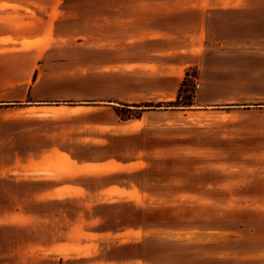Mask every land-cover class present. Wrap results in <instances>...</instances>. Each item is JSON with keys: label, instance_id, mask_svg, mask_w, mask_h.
<instances>
[{"label": "rangeland", "instance_id": "obj_1", "mask_svg": "<svg viewBox=\"0 0 264 264\" xmlns=\"http://www.w3.org/2000/svg\"><path fill=\"white\" fill-rule=\"evenodd\" d=\"M113 8L0 0V207L34 212L7 237L71 257L1 264H264V9L164 59Z\"/></svg>", "mask_w": 264, "mask_h": 264}, {"label": "crops", "instance_id": "obj_2", "mask_svg": "<svg viewBox=\"0 0 264 264\" xmlns=\"http://www.w3.org/2000/svg\"><path fill=\"white\" fill-rule=\"evenodd\" d=\"M96 1H101L103 3L111 2L115 4L117 8L112 9V15H116L117 19L113 20L112 27L118 26L117 28L119 31L120 29L128 27L129 32L136 36L135 45L139 46L143 44L145 45V48H147V45L152 44L153 47L151 49H146V52H144L147 57H149V55L158 57L164 56V59L167 55L177 53V50L169 51L167 47L188 45V47H194L199 50V47L202 44L204 31L209 33L208 27L215 17L213 14L220 13L218 14L219 17L231 20L233 11L246 13L249 10V7L252 8L251 11H261L264 9V0ZM216 7L219 10H217ZM137 12L143 17V20L141 19L139 22L140 24L138 25V21L135 23L134 17L132 18ZM121 14L124 15V18H120ZM120 19H122L124 25H121L122 22H120ZM183 22H185V24H183ZM183 38H185V43H182ZM196 52L198 53V51ZM47 102V100L36 99L28 101L27 103H20L23 107L20 109L18 108L17 111L39 108L37 106L38 104ZM1 103L3 105L9 104L6 102ZM5 109L9 112L14 110L12 107L4 108V110ZM15 166V172L20 168V171L22 172L24 161L21 160L20 163L17 162ZM12 173V170L6 172L7 176ZM35 197H55V193L53 190L43 193V195H35ZM33 213L34 212L25 211L22 207L18 206L0 207V264L6 263L10 258L17 259V257L19 261H25L26 259L24 257H30L32 262H39L41 259L46 258L48 261H54L57 259L58 261L62 260L63 263H67V260L71 259V257H56V241H51L48 248L49 251L44 253L45 256H41L38 241H36L35 244L31 242L24 245L26 244L24 239H21L18 242L14 237H7L9 232L30 227V223L33 220ZM32 228H34V223L32 224ZM5 233V237L2 236ZM2 239L5 240L2 241Z\"/></svg>", "mask_w": 264, "mask_h": 264}]
</instances>
